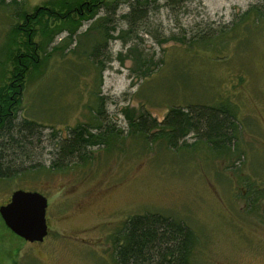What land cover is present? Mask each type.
<instances>
[{"label":"rangeland","instance_id":"374dc122","mask_svg":"<svg viewBox=\"0 0 264 264\" xmlns=\"http://www.w3.org/2000/svg\"><path fill=\"white\" fill-rule=\"evenodd\" d=\"M19 1L31 14L55 0ZM128 5L118 0L110 15L114 38H107L103 51L109 50L111 60L101 70L88 51L105 5L76 27L48 22L51 41L38 52L40 65L27 74L16 117L34 119L39 131L26 138L14 165L22 172L0 180V205L18 188L47 198L48 233L29 242L0 219V264H116L113 240L123 222L150 212L192 229L190 264H264V0H156L126 34ZM254 5L261 15L248 11ZM10 14L0 6L5 52L13 46L7 44L11 24L21 23ZM40 22L29 26L42 44ZM171 35L185 43L161 41ZM136 50L157 61L148 76L131 70ZM5 60L0 49V81L11 66ZM96 95L104 97L105 115L120 137L107 149L93 148L83 164L47 171L56 142L68 128L89 121ZM191 103L234 106L235 155H216L203 142L177 150L163 139L136 137L122 115L124 108L145 109L161 120L169 107ZM194 138L189 133L185 141Z\"/></svg>","mask_w":264,"mask_h":264},{"label":"trees","instance_id":"16d2710c","mask_svg":"<svg viewBox=\"0 0 264 264\" xmlns=\"http://www.w3.org/2000/svg\"><path fill=\"white\" fill-rule=\"evenodd\" d=\"M117 1L55 0L46 4L47 6H38L33 13L27 14L24 8L18 6L19 0H10L7 3L0 0V6L10 10L11 18H21V23H12L10 31L7 32V44L13 46L7 52L5 45L3 48L0 46L2 54L11 64L7 77L0 81V180L11 179L22 172L14 165L22 158L26 138L39 131L34 119L23 117L17 120L16 117L22 107L27 74L40 65L41 58H38V52L44 51L45 45L51 41L53 30H48V22L55 24L60 21L76 27L81 20L92 17L105 5L107 12L95 22L94 27L98 31V36L94 38L88 51V58L96 65L95 67L99 65L101 70L111 60L109 50L105 52L103 47L108 39L114 38L110 32L114 27L109 28L107 23L111 20L110 15L114 13ZM155 1L127 0L130 10L123 15L128 25L126 34L137 28L139 22L147 15L148 5ZM252 8L254 14H262L256 5L248 11L250 12ZM248 11L243 13L241 18L249 14ZM40 17H43L44 21L37 20ZM35 19L36 21H32ZM39 22L42 23L40 32L45 38L43 42L41 41L42 44L33 40L36 30L29 26L30 23ZM69 31L70 38L75 28ZM123 35L120 37L127 36ZM134 37L137 38V35L134 34ZM202 38L201 36L200 39ZM171 39L185 43L183 36L173 35L161 41ZM118 59L123 61L125 58L119 55ZM131 60L134 65L131 70L139 77L148 76L154 64H157L154 58L145 56L137 50L135 58ZM103 106L104 97L99 95L94 101L89 121L68 128L65 136L56 142L54 157L46 167L47 171H63L72 165L83 164L92 158L93 148L107 149L116 142L120 137V131L105 115ZM233 107L228 103L171 106L161 120L151 116L145 109L134 113L132 109L124 108L122 115L129 132L136 137L145 140L163 139L168 146L177 150L194 146L196 142H203L202 144L207 145L214 154H226L231 157L237 150L239 133ZM189 133L195 135L191 143L185 141ZM195 239L196 236L190 227L167 215L157 212L135 214L123 222L121 230L113 240L114 260L116 264H190Z\"/></svg>","mask_w":264,"mask_h":264},{"label":"water","instance_id":"95a60500","mask_svg":"<svg viewBox=\"0 0 264 264\" xmlns=\"http://www.w3.org/2000/svg\"><path fill=\"white\" fill-rule=\"evenodd\" d=\"M46 207L47 198L42 193L18 188L0 205V217L17 236L29 242H40L48 233Z\"/></svg>","mask_w":264,"mask_h":264}]
</instances>
